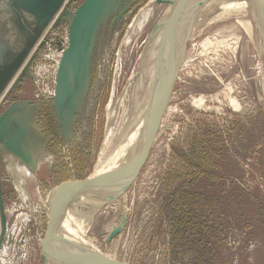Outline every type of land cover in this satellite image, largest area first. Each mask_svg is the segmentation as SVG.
<instances>
[{"label": "rangeland", "instance_id": "1", "mask_svg": "<svg viewBox=\"0 0 264 264\" xmlns=\"http://www.w3.org/2000/svg\"><path fill=\"white\" fill-rule=\"evenodd\" d=\"M67 1L37 37L34 16L24 12L23 17L15 8L11 15L9 1L0 0V76L28 50L13 87L1 94L0 120L10 112L4 128L27 154V141L41 143L32 149L36 169L11 152L21 171L32 169L27 178L19 171V182L7 169L0 134V198L7 218L0 264H45L48 197L94 175L107 132L117 122L120 135L128 131L134 90L146 79L144 54L169 6L124 0L105 15L107 9L74 108L60 113L59 64L69 46V22L85 0ZM203 3L190 17L191 37L147 162L126 193L80 233L113 264H264V56L255 29L250 36L242 24L252 22L255 28L252 11L219 16L212 0ZM146 12L148 20L140 27ZM34 37L36 45L29 47ZM69 74L72 89L70 67ZM123 218L121 234L105 242ZM71 248L72 243L69 249L78 259L85 254L99 262L82 245Z\"/></svg>", "mask_w": 264, "mask_h": 264}, {"label": "bare ground", "instance_id": "2", "mask_svg": "<svg viewBox=\"0 0 264 264\" xmlns=\"http://www.w3.org/2000/svg\"><path fill=\"white\" fill-rule=\"evenodd\" d=\"M123 1L124 0H113V2H111L112 7L108 8L105 15L109 14L111 11H113V9L120 8L119 6H121V3ZM180 1L181 0H179L176 11H178L179 9L178 7L180 6ZM201 1L202 0H190L185 5V8L183 10L184 14L181 17L182 21L177 22L175 26V29L176 27L178 30L181 29L182 24H183V19L185 17V13L187 9L191 6L188 11L185 23H184L183 31L181 32V35H180L179 43L177 44V47H176L177 49L176 50V55H177L176 61L173 59L170 60L172 56L171 54L172 45H169L168 49L164 52L163 57L159 59V61L154 62V65H155L154 72L146 75V79H145V76H143L145 79V80H142L144 81L142 83L143 87H141V89L139 88V90H134V91H137L133 96V100L135 102V108H134V111H132L133 112L132 116L130 117V122L128 124L129 125L128 131L125 133L123 131L124 134L120 135L123 127L122 125H119L118 122H117V125L116 124L114 125L113 129L110 128V130H108L105 144L99 156V161L96 166V171L94 172V175L89 180H87L85 183H83L77 188L80 191H90L92 190V188L97 190L100 188V187H97L99 185H106L107 183L109 184L113 181H115L116 183V181L121 180L125 175L128 174V172L133 170V167L136 165L143 151V148L145 147L150 128L153 124L156 113L158 111L162 89L164 85L167 83V79H168L167 77L168 75L164 76V74L167 71L170 65V61H171V65L167 73L172 76L171 78V90H172L174 83H175V79H177V75L179 73V67L182 62V55L184 52L185 44L189 40V38L187 39L188 37L187 34L190 31V28L188 26L190 22V17L193 14L196 7L198 6L201 7L204 4L203 3L204 0L202 2ZM66 2L68 3V1L65 0L59 12L63 11L62 9L65 6V4H67ZM212 2L215 5L213 9L216 11L217 14H219V16L233 14V13L235 14L242 13V11H246V10L252 11V16H253V19L256 25L255 28H254V23L252 24V22L243 21L242 24L243 26L246 27L248 33H250V36L252 32L254 33V29H255V34H257L256 36H258V39L256 38L258 41V42L256 41V43H258L257 48L259 52L264 56V7L262 4V1L261 0H212ZM7 9L11 12V15L15 13L14 9L11 10L9 9L8 6H7ZM222 9H225V10H222ZM62 14L63 13L59 15V18L54 23H56L58 20L64 17L62 16ZM24 16H28V15L24 14L23 12V17ZM52 21L48 24V26L45 28L43 33L46 31V29L49 27ZM164 24L165 22L160 23V26H158V28L156 29V33L161 30ZM175 31L176 30H173L172 32L173 36L175 35ZM156 33L154 34V36L156 35ZM177 34H178V31H177ZM190 35L191 33H189V36ZM172 40L174 41V39ZM207 43L205 44V46L207 45ZM24 61H25V58L19 59V61L16 63V70L10 74V77L7 80H5L4 83L2 82L3 84L1 83L2 85L0 87V98L2 97L1 94L2 93L4 94V92L8 91V89L16 81L17 76L19 74V70L22 67L21 63ZM151 63L153 62L151 61ZM138 87H140V84ZM171 96H172V93L169 97L168 103L171 100ZM145 100H147V102L145 103V105H142ZM134 102H133V106H134ZM236 108L239 111H244L243 107L241 106V103L236 104ZM10 115L11 114L9 112V116ZM112 115L114 114L110 112V117H112ZM118 135H120V139L114 142L115 141L114 138L116 136L118 137ZM25 136L26 135H24V137ZM27 142H29V144L26 143V149L31 153L27 154L25 150L20 148L21 150L19 151H20V154L22 153L21 154L22 156L17 155V154L15 155H17L23 161H25L28 164L27 165L28 167L32 165L31 168L35 167L36 169L38 167V165L36 164L38 162L37 160L38 158L36 157L37 158L36 159L34 154H32V149L36 147V144H41V143L38 141H33V138H31V140ZM2 144H4L5 147L9 150L7 151L6 149L5 151V160L7 161L6 163H8L7 169L9 170L10 176L12 179L14 178L18 180L19 182H21V176L24 174L25 177L27 178V175L31 173L32 169H25L26 171H21V169H23L21 166L22 164L16 161L17 159H13V155H12L13 147L9 146L6 141ZM14 149L17 150L16 148ZM19 171H21L20 173L21 174L23 173V174L20 175ZM25 180L27 179L22 177L23 185L25 183ZM16 187L17 189H19L18 186ZM51 196H52V193L48 197L49 211H50V205H51ZM108 201H112V198L107 199V200H104V199L102 200V199H93V198H76L71 195H68L62 198L61 207H60L59 216H58V222H57V226L54 232L55 245L53 244V245L46 246V251H44V255L46 256V259H47L46 262L49 261L48 264H74L73 261H71L64 255H61L55 249L56 246L58 247L64 246L63 247L64 249L63 248L61 249L66 252L70 251L69 254L72 255L71 250L69 249V245H71V243L74 245V248H71V249H75L76 243L82 245L93 257H95L99 261L100 264H108V263L113 264L111 261H109V259L104 254V252H102L96 246L91 244L86 238L82 237V234H80L81 231L86 230V228L88 229V226L92 222L94 215H96L99 212V207H101L102 205H104V203ZM112 232L115 233V230H113ZM66 237L70 239L69 240L70 243L68 245H65V244L63 245V242L61 243V241H63ZM76 248L78 251H81L79 247H76ZM83 255H84L83 261L91 262L87 257H85V254ZM51 261H55V262H51Z\"/></svg>", "mask_w": 264, "mask_h": 264}, {"label": "water", "instance_id": "3", "mask_svg": "<svg viewBox=\"0 0 264 264\" xmlns=\"http://www.w3.org/2000/svg\"><path fill=\"white\" fill-rule=\"evenodd\" d=\"M65 0H9L8 6L10 9H17L21 10V12L28 13L38 21V29H37V37L41 34L42 31L48 26V24L53 20L56 14L61 10L63 3ZM190 0H181L179 9L175 16L174 24L182 21L183 10L185 5ZM263 7H264V0H261ZM158 3H165L172 5L175 1L170 0H156ZM110 6L109 0H85L83 4L77 9V11L72 15V19L69 22V46L63 52L59 69H58V89L60 92V101H59V108L60 113L61 110L64 109H72L74 108V101H75V94L78 91L80 83L79 78L81 77L83 81H85L87 77V68H88V61H89V50L91 46V42L93 36L96 32L98 25L100 24V20L103 14L106 12L108 7ZM64 14H62L63 16ZM37 38L34 37L29 43V47H31ZM28 54V50H25L22 55L10 66H7L3 74L0 76V87L10 77V74L16 70V63L21 58H25ZM176 48L173 51V60L176 61ZM69 67L73 73V81L75 83V87L71 89L69 86L70 77H69ZM168 75L167 83L164 85L162 89L161 99L159 102L158 111L156 113L155 119L153 124L150 128L149 135L146 140L145 147L137 161L136 165L133 167V170L128 172L121 180L113 181L111 183H107L106 185H99L102 189H93L90 191H80L77 187H69V186H61L55 189L52 192L51 196V205L49 211V224H48V231L46 234V238L44 241V251H46V246L55 245L54 243V232L58 222L59 211L61 207V200L62 198L71 195L76 198H93V199H111L112 201H108L104 203L101 207H99V211L105 209L109 206L110 203L117 201L122 195L126 193L132 183L135 181L137 176L140 174L141 170L143 169L145 163L147 162L153 147L157 141L161 124L163 121V117L165 114V110L168 105L169 97L173 91L171 90V78L172 76L165 72L164 76ZM3 82V83H2ZM2 83V84H1ZM70 107V108H69ZM9 111L8 113L2 117L0 120V129L2 143L5 141L9 146H12V151L14 154L21 155L20 146L15 144L10 137H8L7 132L5 130V124L7 120H9ZM26 134V133H25ZM24 134V135H25ZM16 148L17 150H15ZM22 156V155H21ZM82 184V183H81ZM1 187V182H0ZM118 190V191H117ZM0 218L2 222V235L0 239V247L3 241L4 235L7 231V218L4 211V205L2 199L0 198ZM126 224V220H122V223L117 226L115 229V233H109L106 237L105 242H111L117 235L121 234L123 228ZM56 251L59 252L61 255H64L74 264H100L99 262H88L78 259L77 257L69 254L68 252L62 250L60 247H55ZM42 259L46 264V256L43 254ZM110 264V263H108ZM116 264L117 261H116Z\"/></svg>", "mask_w": 264, "mask_h": 264}, {"label": "flooded vegetation", "instance_id": "4", "mask_svg": "<svg viewBox=\"0 0 264 264\" xmlns=\"http://www.w3.org/2000/svg\"><path fill=\"white\" fill-rule=\"evenodd\" d=\"M174 3H175L174 5L168 6V8L165 12V15L162 19L163 23L165 22L164 26L161 28V30L159 32L156 33V35L153 38L154 41L150 42V44L148 45V47L145 51L144 62H143V67H142V70H143L142 73H146L144 75H148V74H151L154 72V67H155L154 62L159 61V59H161L163 57V54L168 49L169 45H172V48H171L172 49V51H171L172 56H171L170 60L173 59L174 48H176L177 44L179 43L180 35H181V32L183 31L184 23H185V20L187 18L188 11L191 7L190 6L187 9V11L185 13V17L183 19L182 27L180 30H178L177 27L175 29L176 23L174 24V21H175V16L177 13L176 8H177V5L179 3V0H175ZM148 15H149V13L146 12L140 18V20H139L140 27H143L146 24V22L148 20ZM173 30H176L174 36L172 35ZM177 31H178V34H177ZM190 37H191V35L189 36V40H190ZM172 39H174V41ZM148 60H149V62H148ZM151 61L153 63H151ZM170 65H171V61H170ZM170 65H169V67H170ZM169 67H168V69H169ZM168 69H167V71H168Z\"/></svg>", "mask_w": 264, "mask_h": 264}]
</instances>
